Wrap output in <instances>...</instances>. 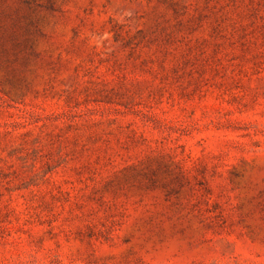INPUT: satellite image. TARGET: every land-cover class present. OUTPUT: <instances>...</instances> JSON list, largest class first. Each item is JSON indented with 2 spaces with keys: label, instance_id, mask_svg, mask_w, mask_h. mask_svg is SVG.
<instances>
[{
  "label": "rangeland",
  "instance_id": "374dc122",
  "mask_svg": "<svg viewBox=\"0 0 264 264\" xmlns=\"http://www.w3.org/2000/svg\"><path fill=\"white\" fill-rule=\"evenodd\" d=\"M0 264H264V0H0Z\"/></svg>",
  "mask_w": 264,
  "mask_h": 264
}]
</instances>
